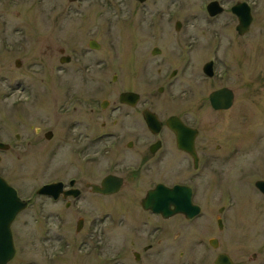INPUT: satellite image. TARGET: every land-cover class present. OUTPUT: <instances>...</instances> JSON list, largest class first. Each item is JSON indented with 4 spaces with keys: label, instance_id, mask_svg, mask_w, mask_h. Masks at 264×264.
Wrapping results in <instances>:
<instances>
[{
    "label": "rangeland",
    "instance_id": "1",
    "mask_svg": "<svg viewBox=\"0 0 264 264\" xmlns=\"http://www.w3.org/2000/svg\"><path fill=\"white\" fill-rule=\"evenodd\" d=\"M210 1L146 0L142 5L138 0H0V43L4 42L5 34L13 36L11 40L15 37L24 40L22 56L26 65V84L34 90L40 78L48 84L62 83V86L53 87L57 100L52 102L49 98L47 107L43 106L53 120L58 118L56 114L65 118L68 101L63 83L67 79L75 83L76 94H85L86 89L81 86L85 74L76 71L82 65L79 62L83 61V53L84 59L102 58L114 65L128 57L131 60L133 56H151L145 52L158 46L164 56H173V64L169 67L178 65L179 59L175 56L196 57L190 74H185L186 78L181 79L182 75L175 78L176 97L183 86H193L192 79L201 85L204 75L196 65L201 57L203 60L218 59V78L215 81L205 79L200 90L195 91L196 95L199 94L204 103L214 87L227 85L235 91L234 108L219 112L217 126L212 130L219 142L230 138L226 151L233 155L232 160L217 170L162 169L141 171L136 176L119 170V174L127 175L130 183L117 196L88 193L77 207L67 208L63 202L37 207L43 202L37 197L34 206L13 222L16 254L9 264H116L119 243L129 244L132 224L141 213L139 201L154 182H250V187L236 190L240 193L228 222V246H240L244 241L251 243L249 253L259 248L264 212L259 208L262 197L255 191L254 182L264 179V0H248L254 20L245 37H240L234 28L235 18L225 26L231 12L217 18L209 16L206 5ZM233 1L236 0H220L224 6ZM177 20L182 21L179 30L176 29ZM91 38L102 44L100 49L88 46ZM142 52L145 55L140 54ZM66 54L75 55L80 61L61 64L59 59ZM113 65L103 73L105 83L111 81L116 71ZM67 69L72 71L67 73ZM155 73V70L151 72L154 79ZM53 74L58 75V80L52 77ZM156 88L142 90L143 98L167 99V95L159 94ZM117 89L114 86L110 91L113 92L112 99L117 98ZM5 91L6 88L0 87V126H9L13 130L9 129V133H14L24 128L6 122V102L2 100ZM189 96L191 102L193 95ZM191 104L197 105L194 100ZM23 108L27 111L25 114L32 117L27 128L31 124L37 125L36 104L29 101ZM9 133L2 134V138H9ZM29 137H32L31 147L35 150V137ZM10 152L1 153L0 173L20 186L24 195L34 196L35 188L42 183L62 178L55 172L54 162H49L50 155ZM66 157L70 156L64 149L59 158ZM107 172L108 168L91 171L90 180L99 181ZM131 188H135L133 193H130ZM51 211L58 212L57 216H48ZM81 217L85 220V230L79 232L76 225ZM200 225L207 224L200 222ZM91 227L96 228L95 231L88 229ZM118 264H135L130 246Z\"/></svg>",
    "mask_w": 264,
    "mask_h": 264
},
{
    "label": "flooded vegetation",
    "instance_id": "2",
    "mask_svg": "<svg viewBox=\"0 0 264 264\" xmlns=\"http://www.w3.org/2000/svg\"><path fill=\"white\" fill-rule=\"evenodd\" d=\"M212 1L219 2L222 10L215 15H210L207 4L206 10L211 18L231 12L229 19H226L227 22L225 21V26H229L235 18L237 24L234 25V28L238 35L245 37L249 33H239L237 29L239 17L233 11V7L245 2L250 8L254 20L253 8L248 0H236L229 6H224L220 0ZM140 3L145 4V2ZM211 21L215 22L214 19ZM208 22L211 25L210 21ZM181 27L182 21L177 20L176 29L179 30ZM10 37L13 36L3 35L4 42L0 43V87L7 90L3 93L2 99L6 102V122L14 123L24 129L9 133V126H0V142L4 144L0 148V161L2 160L1 153L11 154L10 151L17 154L50 155L49 162H54L55 172L62 177L42 183L35 188L34 196H27L23 194L20 186L0 173V176L16 189L18 195L28 202L27 207L18 213L16 219L34 206V199L37 197L43 200L37 207L39 205L45 207L46 203L56 205L63 202L67 208H71L77 207L79 201L87 197L88 193L102 197L117 196L130 183L127 175L119 174L121 173L118 172L119 170L129 172L131 176L139 175L141 171L162 169L217 170L220 165L234 158L230 152L226 151L230 138L226 141L222 139L219 142V138L212 131L217 126L218 113L234 108V89L227 85L214 87L208 93L204 103H201L202 98L199 94L196 95V90L202 86L204 81H215L218 78V59L216 61L213 59L203 60L204 57H201L196 63L204 75V80L200 81L201 85L191 78L193 86H183L179 97H176L174 80L179 75H182V79L186 78L185 74H190V68L194 65L193 59H197L196 57L175 56L179 59L178 65L169 67L173 64V56L171 54L164 56L158 46H155L150 52H145L151 56L144 58L143 56L140 58L133 56L131 60L128 57V60H119L114 65L111 61L102 58L95 61L89 58L84 59L85 53H83V61L78 60L75 55H61L59 59L61 64H73L75 60L82 63V68L79 67L76 71L84 72L85 77L81 86L86 91L83 95L76 94L75 83L67 79L66 84L63 83L67 90L68 101L65 118L56 114L58 118L53 120V117L47 115L45 108L49 98L52 102L53 99L55 101V98L57 100L53 87L62 86L61 82L54 80L55 78L58 80V75L54 76L53 74L55 82L49 84L42 82L44 79L40 78L39 83L32 90L25 82L26 65L22 56L25 49L24 40L20 37L11 40ZM91 40L96 39L89 40V47ZM98 43L101 48L102 44ZM63 51L64 49L61 50V52ZM140 54L145 55L144 52ZM209 63H211L212 75L205 72L206 65ZM111 65L116 71L111 81L105 83L103 73ZM40 66L42 67V64ZM72 69L74 70V68ZM55 70L57 71V67ZM153 70L156 72L155 79L151 76ZM70 71L67 69L66 72L70 73ZM54 73L57 74V72ZM114 86L116 89L119 88L117 89L118 96L112 99L110 96L113 92L110 91ZM155 87L159 94H166L167 99L157 101L151 96V99L143 98L142 90L152 91ZM224 87L233 91V103L228 108H215L210 96L212 92ZM123 94H127V99L122 98ZM190 94L193 95L191 102ZM29 96L32 99H29ZM193 100L197 104L196 106L191 104ZM29 101L34 102L37 106L35 117L38 124H31L27 128V123L32 117L25 114L27 111L23 106ZM150 114L156 115L159 125L154 123L150 126L148 124L147 116ZM172 118L191 129L184 132L183 136L185 143H192L195 155L180 148L178 134L169 124V120ZM4 133H9V138H2ZM29 136L35 137L34 141L37 143L35 150L31 147L32 137ZM64 149L70 157L60 159L59 156ZM106 168H108V172L99 181L90 180L91 171H104ZM12 170L14 169L10 171ZM109 175L123 179L121 188L112 194L95 192L92 184L102 185ZM51 182H62V190L68 191V196L65 198L64 192L59 193L58 197L38 193L40 187ZM135 183L137 184V182ZM158 184H163L168 189L183 187L192 204L197 206L198 211L188 210L164 215L161 212L146 209L142 204L143 199ZM256 184L257 182H254L255 191L262 197V206L259 203V208L260 210L262 208V212H264V193ZM247 185L250 187V182H154L146 189L144 197L139 201L141 213L137 222L131 223L129 244L119 243L120 249L116 264L124 259L128 246H130L135 264H264V227L260 229L263 238L259 248L253 252H248L251 243L244 241L240 246L236 244L232 245V248L228 246L227 231L230 228L228 222L235 210L236 200L240 193L236 190L243 191ZM135 188H131V192L129 190L127 192L133 193ZM171 195L179 196V199L184 197L181 191L169 190L165 193L168 201H170ZM168 209L174 210L175 205L170 203ZM192 213L194 214L191 215ZM57 214L58 212L51 211L47 215L52 217ZM84 221L83 217L79 218L76 225L77 231L85 230ZM200 222L207 225L202 226ZM88 229L93 232L96 228ZM221 256H225L227 259H220Z\"/></svg>",
    "mask_w": 264,
    "mask_h": 264
},
{
    "label": "water",
    "instance_id": "3",
    "mask_svg": "<svg viewBox=\"0 0 264 264\" xmlns=\"http://www.w3.org/2000/svg\"><path fill=\"white\" fill-rule=\"evenodd\" d=\"M140 1L144 2L145 0ZM221 10L222 8L219 6V2L217 1H213L208 5V11L211 15H215ZM233 11L239 17V24L237 26L239 33H248L250 31L253 20L248 4L245 2L239 3L237 6L233 7ZM90 47L98 49L100 48V44L96 40H91ZM211 63L206 65L205 72L212 75ZM210 97L211 102L215 108H228L233 103L234 93L230 88L224 87L212 92ZM122 98L127 99V94H123ZM147 121L150 126L154 123H156V125H159V121H156L155 114L148 115ZM169 124H171L172 128L178 134L180 148L185 149L192 155H195L192 143H185L183 136L184 132L189 131L191 129L181 123L174 121L173 118L169 120ZM3 145L4 144L0 142V148ZM122 181L123 179L121 177L109 175L105 178L102 185L92 184V186L94 187L95 192L103 194H112L116 193L121 188ZM256 182V185L264 193V179H259ZM62 189V182H52L43 185L38 190V193L58 197L59 193L64 192V197L66 198L69 192L63 191ZM169 190L181 191L184 197L179 199V196L176 197L174 195H171V199L170 201H168L167 196H165V193ZM170 203L175 205V209L172 211L168 209V205ZM142 204L146 209H152L153 211L161 212L164 215H169L174 212H186L188 210L198 211L197 206L192 204L189 196H187V194L185 193L184 188L179 186L173 189H168L163 184H158L154 189L148 192L147 196L143 199ZM26 206L27 202L18 195L16 189L10 186L6 182V180L0 176V264H8L16 254V247L14 244L11 226L17 214L24 208H26ZM194 213H192L191 215H193ZM222 258L224 260L227 259L225 256L220 257V259Z\"/></svg>",
    "mask_w": 264,
    "mask_h": 264
}]
</instances>
